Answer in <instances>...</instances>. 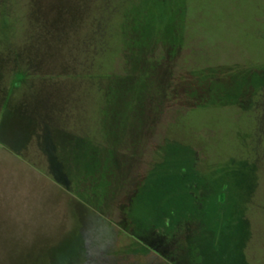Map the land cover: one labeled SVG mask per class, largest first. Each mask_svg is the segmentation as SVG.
<instances>
[{
	"label": "rangeland",
	"instance_id": "1",
	"mask_svg": "<svg viewBox=\"0 0 264 264\" xmlns=\"http://www.w3.org/2000/svg\"><path fill=\"white\" fill-rule=\"evenodd\" d=\"M4 54L90 141L0 170V264H264V0H0Z\"/></svg>",
	"mask_w": 264,
	"mask_h": 264
},
{
	"label": "crops",
	"instance_id": "2",
	"mask_svg": "<svg viewBox=\"0 0 264 264\" xmlns=\"http://www.w3.org/2000/svg\"><path fill=\"white\" fill-rule=\"evenodd\" d=\"M4 55V60H2L3 56L0 58V95H4L3 108L2 111L0 110V143L3 145L0 146V158L3 163L2 168L0 165V170L13 174H31L34 179L39 178L38 175L43 173V167L38 168L33 159L46 155L50 158L48 171L51 174L57 173L54 165L56 159L59 162L57 169L60 170L61 157L67 159L66 172H70L71 152L76 148L77 143H83L84 146L90 141L86 138L88 132L86 125L77 121L75 109L70 108L75 105L74 101L70 102L67 97L68 101L61 107L53 97L59 93L58 89L39 86L34 80L30 85L29 82L25 83L22 80V76L19 77L17 84H13L15 76L22 72L17 70L21 67V63L13 69L14 65L9 61L10 56L6 59V54ZM44 98L49 103H45ZM194 225L191 226L197 235L205 234L204 241L210 239L211 236ZM207 243L209 247H214V240Z\"/></svg>",
	"mask_w": 264,
	"mask_h": 264
},
{
	"label": "trees",
	"instance_id": "3",
	"mask_svg": "<svg viewBox=\"0 0 264 264\" xmlns=\"http://www.w3.org/2000/svg\"><path fill=\"white\" fill-rule=\"evenodd\" d=\"M227 227H228V226H226V228H227ZM226 228H225V227L222 228L221 231L219 232V233H220L219 238H220L221 242L225 241L224 233H225V229H226ZM208 229L210 230V228H208ZM240 231H241V230H240ZM240 231H239V232H240ZM213 232L216 233L217 231H214V230H213ZM229 236H230V235H229ZM230 237H231V236H230ZM229 240H230V239H229ZM222 244H223V243H222ZM228 246H230V247H231V246H234V249H235V245L232 243V241H230V244H229ZM232 262L235 263V260H233ZM232 262H230V264H231Z\"/></svg>",
	"mask_w": 264,
	"mask_h": 264
}]
</instances>
